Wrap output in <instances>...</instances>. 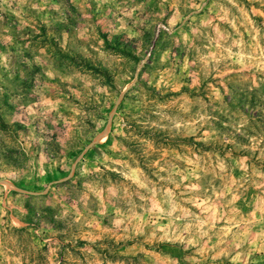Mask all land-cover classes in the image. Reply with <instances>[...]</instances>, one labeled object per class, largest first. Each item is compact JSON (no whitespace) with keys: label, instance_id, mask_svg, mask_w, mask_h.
<instances>
[{"label":"rangeland","instance_id":"obj_1","mask_svg":"<svg viewBox=\"0 0 264 264\" xmlns=\"http://www.w3.org/2000/svg\"><path fill=\"white\" fill-rule=\"evenodd\" d=\"M0 264H264V0H0Z\"/></svg>","mask_w":264,"mask_h":264}]
</instances>
